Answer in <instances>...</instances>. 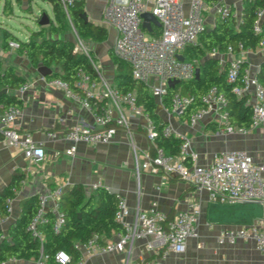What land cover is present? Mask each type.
Wrapping results in <instances>:
<instances>
[{"label":"built area","instance_id":"1","mask_svg":"<svg viewBox=\"0 0 264 264\" xmlns=\"http://www.w3.org/2000/svg\"><path fill=\"white\" fill-rule=\"evenodd\" d=\"M77 1L80 0H60V3L67 12ZM209 7L213 8L215 17L219 19L226 18L230 12V7L223 0L211 4L205 0H189L187 10L181 0H106L102 8L100 24L114 30L111 45L113 55L129 65L132 78L144 84L156 103L168 114H184L192 101L190 95L182 94L179 90L170 96L168 108L163 106L162 98L169 88L168 81H176L175 86L179 81L195 77L198 61L184 56L183 51L186 47L197 45L198 35L211 25H207L205 21V11ZM146 11L151 12L159 23L158 27L151 26V32L142 27L141 13ZM263 18L264 3L255 9L252 25L254 32L260 31ZM8 44L17 48L14 41H9ZM259 46H264V38L260 39ZM237 47V53L248 51L243 49L240 42ZM74 51L84 53L90 63H93L92 56L81 42L74 44ZM233 53L231 46H227L224 51H219L216 47L207 51L209 56L218 58L221 67L227 65L225 81L231 84L230 92L237 97H246V103L250 106L248 128L230 123L228 110L225 108L227 97L215 84L201 94L200 105L186 113L188 125L199 124L209 116L225 133L245 134L254 129L264 130V84L257 74H252L248 67L243 66V59L233 57ZM177 55H181L182 59ZM40 79L49 85L63 88L66 95L89 109L93 121L100 127L95 130L75 123L61 133L63 139L72 143L67 149L68 154L75 152L79 142H110L117 127H128L133 117L141 116L144 133L151 147L144 160L140 161L134 156L136 175L140 170L146 169L161 173L164 177L177 176L196 189L206 191L208 200L213 202L260 203L263 208L260 216L235 227L220 228L215 239L220 245L233 244L240 239L248 240L264 255V153L255 157L243 149L216 151L207 162L200 163L198 152L192 149L188 139H184L178 153L169 154L157 145L156 122L138 102L134 91H121L115 85L99 89V82L82 69L76 71L75 90L58 77L40 75ZM28 86L29 83L25 81L16 88L17 93H22ZM20 113L21 109L16 105L0 109V140L22 151L30 162H39L45 155L41 143L33 141L30 133L15 128L14 124ZM161 133L178 136L169 123L162 128ZM46 135L49 138L59 136L53 130L47 131ZM67 186L68 182L61 181L50 190L36 194L37 204L26 230L33 238L38 239L41 251L44 239L42 227L49 225L53 233H58L65 223L59 199ZM98 186H101L100 183L90 184L93 190ZM10 189L14 196L6 199V214L0 215V228L9 220L11 202L17 192L15 187ZM115 196L113 219L119 225V229L114 232L115 240L93 233L83 241L76 239L72 242V249L77 251L74 259L69 252L57 250L53 253L51 262L48 261V254L40 253L30 263L85 264L86 255L124 251L136 239H144L146 250L164 257L169 252H183L187 239L198 235L200 206L194 201L187 200L184 207L172 216L160 210L156 201H152L147 209L137 208L129 218L126 199L120 194ZM9 261L15 259L11 258Z\"/></svg>","mask_w":264,"mask_h":264},{"label":"crops","instance_id":"2","mask_svg":"<svg viewBox=\"0 0 264 264\" xmlns=\"http://www.w3.org/2000/svg\"><path fill=\"white\" fill-rule=\"evenodd\" d=\"M18 1L19 3L16 0H10L12 14L4 15L3 0H0V16L7 18L23 17L25 13L34 14L31 6L34 0ZM181 1L187 10L189 0ZM216 1L219 0L212 2ZM243 1L245 0H223L233 10L237 19L240 16ZM83 2L88 20L100 24L101 11L106 0H83ZM16 9L20 14L14 12ZM46 14L50 18L53 17L52 11L51 15L47 12ZM36 16L33 15L34 22ZM214 19L213 8L209 7L205 11L207 25L212 24ZM263 20L264 18L261 22ZM0 23H2L1 27L12 33L4 21ZM66 24L64 22L63 31L55 35L47 32V37L69 39L74 44L77 41L81 42L83 48L93 58L92 65L99 76V89L107 85H115V64L111 49L114 30L107 28L108 35L103 41L83 39L86 40L84 45L82 41H79L81 38L75 39L69 34ZM38 29L37 24L35 29L26 25L27 32L21 40H27L30 32ZM247 50L243 53L234 52L233 57H241L243 66L248 67L252 74H257L261 67H264V46ZM0 60L3 64L12 65L15 71L29 83L28 88L22 93H17L16 88L12 91L21 101L19 106L21 113L15 121V128L30 133L33 141L41 143L45 152L43 160L30 162L22 151L0 140V189L8 184L13 172L23 174L19 182L20 187L11 202L12 210L9 220L0 228L3 232L16 220L21 199L36 195L39 191H48L61 181L69 183L65 189L73 184H80L88 195L93 191L90 184L96 182L100 183L104 189L120 194L126 199L130 211L129 218L133 216L137 208L147 209L152 201H156L158 208L169 216L182 209L187 200L196 202L200 206L197 221L198 235L187 239L185 249L181 253L169 252L166 256L160 257L158 253L145 249L144 239H136L131 246L127 245L124 251L86 255L85 264H264V255L251 241L240 239L233 244L220 245L215 239L220 228L235 227L260 216L263 211L260 203L213 202L208 200L206 191L196 189L177 176L164 177L161 173H153L146 169L140 170L136 175L134 156L136 155L140 161L144 160L151 147L144 133L141 116L133 117L128 127H117L110 142L97 144L79 142L76 144L75 152L72 155L68 154L67 149L72 143L63 139L61 133L75 123H81L95 130L100 128L93 121L89 109L66 95L63 88L42 81L40 74L29 63L26 55L18 52L17 49L13 51L5 47L1 36ZM48 67L58 70L53 64ZM155 114L156 120L171 124L181 142L184 139L190 141L192 149L199 154L200 163L207 162L216 151L243 149L255 157L264 153V149L259 150L253 147L254 143L258 145V142L262 141V138L254 140L252 135L253 131L260 129H254L245 134L225 133L209 116H206L199 124L188 125L186 113L168 114L158 104ZM49 130L55 131L59 136L49 138L46 135ZM107 239L115 240L114 232ZM129 248L130 251H128ZM27 264H31L30 261Z\"/></svg>","mask_w":264,"mask_h":264},{"label":"trees","instance_id":"3","mask_svg":"<svg viewBox=\"0 0 264 264\" xmlns=\"http://www.w3.org/2000/svg\"><path fill=\"white\" fill-rule=\"evenodd\" d=\"M51 5L53 17L48 19L44 25L39 24L42 11L35 17V23L39 29L31 31L27 40H21L7 29L0 26V36L5 47L9 46V41L17 43V51L23 52L29 63L33 67L38 65H56L58 70L54 71L50 77H58L66 81L72 89L74 85L76 71L82 69L89 73L95 80H99L98 72L82 52L74 51V43L69 39L58 37H47V32L57 34L63 31L64 22L68 20L81 39L92 41H103L107 38V28L102 24L93 23L82 18L84 12L83 0L75 2L65 12L60 0H47ZM211 4L213 0H205ZM19 3L18 0H16ZM264 0H245L242 3L240 16L237 19L233 10L224 19L215 17L213 23L207 26L199 35L198 43L195 46L186 47L183 55L188 58H195L198 61L199 74L188 81H179L172 88H168L162 98L163 106L169 107L170 96L179 90L182 94L190 95L192 101L185 113L197 108L200 105L201 94L210 86L217 85L224 91L227 97L225 108L228 110L230 123L248 128L250 120V106L246 103V97H237L230 92L231 84L225 81V68L218 63V58L209 56L207 51L216 47L219 51H224L227 46H231L233 52L239 48L240 42L243 49L255 50L259 46L261 38H264V20L260 24V31H253V21L255 9L262 5ZM29 4V3H28ZM2 13L12 14L10 0H3ZM115 64L114 84L121 91H134L138 102L156 122L158 137L157 145L161 146L169 154H177L181 140L174 135H163L162 128L167 124L163 120H156L155 108L157 103L148 92L147 87L132 78L130 67L126 62L117 59L113 55ZM258 78L264 84V67L257 73ZM25 82V78L19 75L10 64H3L0 60V109L9 106H20L21 101L13 90ZM5 89V91H3ZM23 174L13 172L8 184L0 189V215L6 214V199L13 197L11 187L17 190L20 187V180ZM60 207L65 216V223L58 233H53L49 225L42 227L44 235L42 251L37 238H33L26 230V225L35 211L37 204L36 195L21 199L20 211L16 220L9 224L6 231L0 229V264H27L40 256V253L50 256L57 250H65L71 254L72 259L77 256V251L72 249L74 240H85L93 233L109 237L119 229V225L114 221L113 214L116 206V196L114 193L101 186L95 188L88 195L80 184H73L65 189L59 199ZM14 258L15 261H9Z\"/></svg>","mask_w":264,"mask_h":264},{"label":"rangeland","instance_id":"4","mask_svg":"<svg viewBox=\"0 0 264 264\" xmlns=\"http://www.w3.org/2000/svg\"><path fill=\"white\" fill-rule=\"evenodd\" d=\"M32 6V12L35 15H38L40 10L42 12H47L49 15H51V6L50 3L48 1H44V0H34L31 3ZM16 7V5H15ZM16 13L20 12L16 9V11H14ZM24 14V13H23ZM22 14V15H23ZM31 13L28 14H24L23 17H17V16H12V17H2L0 16V21H4L7 26L9 27L10 31L16 35L17 37H19L20 39H23L25 33L27 32L26 30V25H29L31 28L35 29L36 28V23L33 20V15ZM66 29L69 30V34L73 35L75 37V39H78V35L76 34L75 30L73 29V27L71 26V24L68 22V20H66ZM2 24V23H0ZM80 39V38H79ZM77 41V40H76ZM80 41H82V43L84 44L86 42V40L80 39ZM85 45V44H84ZM9 48L13 49V51L16 50V48L10 47ZM252 133V132H251ZM254 136V140L258 139V138H262V141H257L258 145L256 143L253 144V147L259 150H263L264 149V131L263 130H256L253 131ZM227 204V203H225Z\"/></svg>","mask_w":264,"mask_h":264},{"label":"water","instance_id":"5","mask_svg":"<svg viewBox=\"0 0 264 264\" xmlns=\"http://www.w3.org/2000/svg\"><path fill=\"white\" fill-rule=\"evenodd\" d=\"M82 18H83L84 20H88L87 15H86L85 12L82 13ZM141 18L143 19V21H142V27L145 28V29H146L147 31H149V32H151V26H152V25H154V26H156V27L159 26L158 21L156 20L155 16H154L151 12L146 11V12L141 13ZM48 19H49L48 15H47L45 12H43V13L41 14V18H40V20H39V24H40V25H44V24H46V23L48 22ZM177 57H178L179 59H182V56H181V55H177ZM36 71H37L41 76H46V77L48 76V77H50L51 74H52L55 70H52L50 67L45 66V65H38V66L36 67ZM198 74H199V69L196 68V70H195V77H197ZM175 83H176V81H174V80H170V81H168V86H169V88H172V87L174 86ZM3 91H5V89H3ZM110 192H111V193H114L113 191H110Z\"/></svg>","mask_w":264,"mask_h":264}]
</instances>
